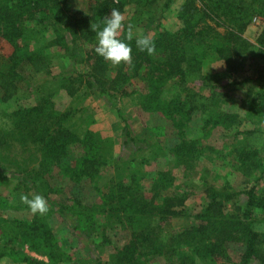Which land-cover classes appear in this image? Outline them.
<instances>
[{
    "label": "trees",
    "instance_id": "trees-1",
    "mask_svg": "<svg viewBox=\"0 0 264 264\" xmlns=\"http://www.w3.org/2000/svg\"><path fill=\"white\" fill-rule=\"evenodd\" d=\"M172 1L166 0L162 9L168 8ZM124 3L125 0H95L91 12L86 14L66 10L61 0H0V36L12 45L8 57L9 66L6 71H0L1 99H9L20 88L35 89L40 94L35 104L8 113V126L0 127V177L14 180L15 185L33 189L43 195H47V192L41 186L39 178L47 173L52 165L60 166L63 174L75 181L82 176L98 178L105 161L91 149L97 150L99 138L90 130L78 136L65 125L67 111H59L53 101L57 90L62 89L72 96L79 87L86 88L95 97L112 103L119 113L116 104L121 97L130 94L125 86L130 77L129 73L141 75L146 88L151 89L152 98L147 103L152 100L161 101L160 85L176 79L178 87L184 93L173 94L167 101L166 111H169L167 114L175 112L188 118L200 103H209L211 99L225 93L219 80L209 81L207 76L200 72L201 58L194 52L195 43L210 37L207 42L209 48L217 54L218 59L225 61L227 69H231L233 59L250 57V43L243 38L242 32L249 24L251 16L259 10L258 14L264 17V0H184L178 10L181 26L177 31H163L151 39L154 44L151 55L136 47L135 38L127 41L132 47L131 63L113 66L95 53L97 40L92 26L98 31L103 27L105 15L112 9L121 12ZM43 20L49 21L55 34L49 43H41L45 40L44 36L37 27L28 24L29 21L41 23ZM210 22L222 27V34L215 33ZM209 31H213L215 35L211 37ZM119 37L125 38L123 35ZM257 40L261 44L264 43V29ZM49 45H55L62 51V57L68 61L70 67L53 72V54L46 50ZM77 65H83V70H79ZM51 84L55 85V90L47 91L46 87ZM230 84L237 85L240 82L232 80ZM200 86L206 87V95L199 93ZM149 90L143 100L151 95ZM240 104L245 107L249 116L264 119V89L254 94L248 91L246 100H242ZM211 117L214 124L224 127L232 126L238 121L237 114L223 111ZM122 120L123 144L136 146L139 142H145L133 134L125 119ZM254 131L245 129L234 132V137L241 135L242 138L234 143L233 151L237 152L236 161L240 169H243L244 175L249 174L244 168L246 166L250 171H260V177L264 173V162L258 150L250 145L252 141L248 140ZM75 143L83 145L86 150L75 159L73 165L63 166L61 161L67 155L68 146ZM28 144L34 148L37 169L29 167L30 162L21 164L10 154L14 145L28 150ZM174 145L173 152L178 157L177 162L184 164L191 159V144L180 140ZM133 172L138 173L132 171L124 176L131 177ZM170 179L172 175L169 171H159L151 187L152 196L148 199L144 193L137 190V184L132 186L124 178L118 179V191L112 187L109 194H103L105 202L110 203L117 193L120 203H125L123 211L134 210L130 213L133 221L134 215L158 217L147 218V222L153 221V225L148 223L147 229L141 235L133 233L132 239L117 251L116 259L120 264L129 263L134 257L136 246L143 248L146 256H160L165 261L164 264H194L195 257L203 256L212 264H234L227 256L228 243H238L242 247L236 264H264V232L257 231L254 225V211H264V189L257 192L253 185L245 190H233L230 185L215 187L206 184L204 192L207 201L203 209L195 214L197 223L177 233L173 238L163 239V222L167 223L168 217L176 215L178 207L183 203L178 194L160 192L168 187ZM240 194H243L244 198L242 202L238 199L239 203L236 199ZM231 201L234 203L232 208L225 210V205ZM52 206L62 215L72 217L69 224L72 232L80 242L84 241L83 243L91 248L90 239L81 233L77 212L58 202H52ZM4 222L8 224L2 229ZM0 231V234L8 233L10 240L25 243L31 250L43 251L48 259H55L58 255L50 226L43 218L36 216L26 221L0 217ZM136 237H140L141 241L134 245L133 239ZM3 248L1 246L0 250ZM4 255L17 256V252H0V257ZM19 259L25 261L28 258L23 256ZM93 260L91 264H103L95 253ZM123 260L128 262L123 263Z\"/></svg>",
    "mask_w": 264,
    "mask_h": 264
},
{
    "label": "rangeland",
    "instance_id": "rangeland-1",
    "mask_svg": "<svg viewBox=\"0 0 264 264\" xmlns=\"http://www.w3.org/2000/svg\"><path fill=\"white\" fill-rule=\"evenodd\" d=\"M165 1L125 0L120 12L124 17V27L119 36H126L129 28L134 38L143 34L154 39L163 31H177L181 26L178 10L184 0H173L169 7L163 10ZM61 3L71 12L89 14L95 5V0H61ZM259 12L258 10L251 16L249 24L242 32L243 38L250 43L248 47L250 57L233 59L231 69H227L225 61L218 59L217 54L209 48L207 42L210 37L195 43L194 52L201 58L200 72L207 76L209 81L219 80L220 85L224 86L222 90L225 93L211 99L209 103H200L201 105L188 118L175 112L167 114L169 111H166L167 101L173 97V94L183 92L178 87L176 79L160 85L162 86L159 92L161 101L152 100L147 103L152 98L151 89L146 88L141 75L129 73L130 77L125 86L130 94L121 97L116 104L119 113L112 103L95 97L86 88L79 87L72 96L62 89L57 90L53 95V101L59 111H67L65 125L78 136L90 130L99 138V147L96 151L95 149L91 151L104 158L102 173L98 178L82 176L75 181L66 177L60 166L52 165L47 173L39 178L47 195L19 187L15 185L14 180L0 177V217L26 221L36 216L43 218L50 226L55 249L58 250L55 259H48L43 251L31 250L25 243L20 240H10L8 233H4L0 234V247H4L0 252L15 250L17 256H1L0 264H91L94 261V253L100 257L103 264H120L116 259L117 251L132 239L133 233L141 235L147 229L148 223L150 226L153 225V221L147 222V218H158L134 215V221L131 220L130 213L134 210L123 211L125 203H120L117 193L110 203L105 202L103 194H109L112 187L118 191L117 182L120 178H124L132 186L137 184V190L144 193L145 198L148 199L152 196L151 187L157 173L170 172L172 179L168 180L170 181L168 187L160 192L178 194L183 199V203L178 207L176 215L168 217L167 223L163 222L164 228L161 231L163 239L173 238L177 233L197 223L195 214L203 209L207 201L204 192L206 184L215 187L230 185L233 190H245L254 185L255 190L261 192L264 189V173L259 177L260 171H250L245 166L249 174L244 175L243 169H240L236 161L237 152L233 151L234 143L242 138L241 135L234 137V132L245 129L255 130L248 140L252 141L250 145L258 150L264 162V119L259 120L249 116L245 107L240 104L242 100H246L248 91L254 94L264 89V43L261 44L257 40L264 29V17L259 15ZM108 15L109 13L105 17ZM40 22L29 21L28 24L37 27L44 36L45 40L41 43H49L55 34L49 21ZM210 24L214 27L215 33L222 34V27L212 22ZM214 32L209 31L211 37L215 35ZM46 50L53 54L51 64L54 73L70 67L57 46L49 45ZM11 51L12 45L0 36V71L7 70ZM77 68L83 70L84 67L77 65ZM232 80H237L240 84H230ZM46 89L55 90V85H48ZM147 90L151 95L143 100V97L148 95ZM198 91L202 95L207 93L205 86H200ZM39 96L35 89L20 88L14 96L2 100L0 89V127L8 126V113L35 104ZM221 111L237 114V123L227 127L214 124L211 116ZM122 118L130 125L133 134L144 139L145 142H139L136 146L122 143L124 138ZM180 140L187 141L193 146L191 159L184 164L177 162L178 157L173 152L174 144ZM27 147L28 150H25L14 145L10 154L21 164L30 162L29 167L37 169L34 148L30 144ZM67 150L66 157L61 161L63 166L73 165L75 159L86 148L75 143L70 144ZM132 171L138 173L133 172L131 177L124 176ZM35 194H40L46 199L49 206L46 214L31 213L21 200L22 195L31 198ZM243 198V194H240L236 200L242 202ZM127 199L129 201L128 197ZM156 201L158 202L159 199ZM52 202H58L77 212L81 233L90 239L91 248L86 246L84 241L80 242L72 232L69 225L72 217L62 215L55 206H52ZM233 204V201L227 203L225 210H230ZM254 217L256 230L264 232V211L255 210ZM7 224L8 222H4L2 229L6 228ZM133 241L136 245L141 238L136 237ZM134 250V257L129 263L128 260H123V263L126 261L127 264H164L165 262L160 256H146L145 250L139 246ZM226 250L228 259L236 264L241 254V245L228 243ZM23 256L28 259L20 261L19 258ZM194 264H212V262L203 256L195 257Z\"/></svg>",
    "mask_w": 264,
    "mask_h": 264
},
{
    "label": "clouds",
    "instance_id": "clouds-1",
    "mask_svg": "<svg viewBox=\"0 0 264 264\" xmlns=\"http://www.w3.org/2000/svg\"><path fill=\"white\" fill-rule=\"evenodd\" d=\"M123 21L122 14L118 10L112 9L105 17L103 27L97 31L95 26H92V30L96 32L97 40L95 53L113 66H118L121 63L130 64L132 61V47L127 41H132L134 34L129 28L124 39L119 37L120 31L124 27ZM134 42L141 52H146L149 55L153 53L154 44L147 35H136ZM21 200L33 214L43 215L49 210L46 199L40 194H35L31 198L22 195Z\"/></svg>",
    "mask_w": 264,
    "mask_h": 264
}]
</instances>
